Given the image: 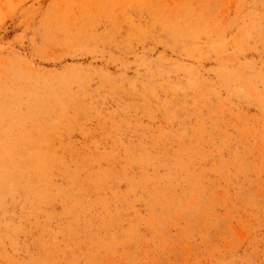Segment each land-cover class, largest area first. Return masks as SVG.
<instances>
[{
  "label": "rangeland",
  "instance_id": "obj_1",
  "mask_svg": "<svg viewBox=\"0 0 264 264\" xmlns=\"http://www.w3.org/2000/svg\"><path fill=\"white\" fill-rule=\"evenodd\" d=\"M0 264H264V0H0Z\"/></svg>",
  "mask_w": 264,
  "mask_h": 264
}]
</instances>
